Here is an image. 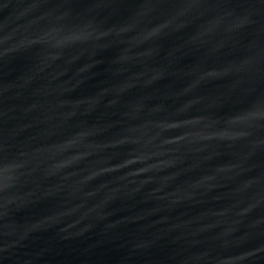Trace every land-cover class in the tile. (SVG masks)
Returning <instances> with one entry per match:
<instances>
[{
  "label": "water",
  "instance_id": "95a60500",
  "mask_svg": "<svg viewBox=\"0 0 264 264\" xmlns=\"http://www.w3.org/2000/svg\"><path fill=\"white\" fill-rule=\"evenodd\" d=\"M0 264H264V0H0Z\"/></svg>",
  "mask_w": 264,
  "mask_h": 264
}]
</instances>
